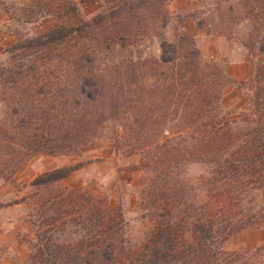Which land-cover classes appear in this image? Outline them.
<instances>
[{
    "label": "trees",
    "instance_id": "1",
    "mask_svg": "<svg viewBox=\"0 0 264 264\" xmlns=\"http://www.w3.org/2000/svg\"><path fill=\"white\" fill-rule=\"evenodd\" d=\"M102 1L105 9L88 20L72 0L54 6L33 0L24 10L26 23L48 15L58 22L34 35L14 31L17 39L5 49L0 179L10 180L36 154H78L106 121L117 119L128 152L142 154L141 205L155 224L138 261L246 264L241 252L222 245L231 235L264 227V208L245 198L264 186V0H241L251 25L243 43L251 97L246 124L238 129L221 105L223 88L233 80L223 67L202 60L189 34L178 42L163 39L159 60L143 67L133 60L104 64L114 45L133 43L144 20L162 16L165 25L169 0ZM190 161L209 167L201 203L175 172ZM75 168L44 171L30 182L29 264H119L128 243L121 206L82 188L51 187Z\"/></svg>",
    "mask_w": 264,
    "mask_h": 264
},
{
    "label": "rangeland",
    "instance_id": "2",
    "mask_svg": "<svg viewBox=\"0 0 264 264\" xmlns=\"http://www.w3.org/2000/svg\"><path fill=\"white\" fill-rule=\"evenodd\" d=\"M48 1L53 6L54 1L57 2ZM72 1L76 3L83 20L90 19L106 7L102 0ZM32 2L0 0V64L9 61L5 49L16 41L14 31L34 35L58 22L54 15H48L26 23L24 10ZM163 9L167 13L165 25L162 16L144 20L136 31L133 43L114 45L105 54L104 64L126 65L133 60L136 68L138 65L143 67L144 63L159 60L160 42L163 39L178 42L179 35L189 34L202 60L223 67L226 76L233 80L223 88L221 105L236 129L245 126L244 119L251 97L245 83L249 77V65L246 61L247 50L243 46L251 27L247 5L241 0H169ZM5 34L13 36V40L4 46ZM195 35H201L205 40L199 43ZM3 110L0 101V117ZM163 135L169 134L164 132ZM123 136L121 121L110 119L103 124L100 135L82 146L78 154H36L10 180L0 179V202L4 204L0 208V264H29L33 232L26 222V215L35 201L31 197L34 188L30 182L44 171L68 165H76V168L51 187L82 188L109 205H120L126 220L128 243L117 260L119 264H145L138 259L143 256V244L155 232V224L141 205L142 154L139 151L130 154V146H127ZM175 172L178 179L193 187L195 201L201 203L206 200L204 182L208 178L209 167L205 163H183ZM45 190L42 189L47 193ZM245 198L251 201L255 209L264 208V186L250 189ZM66 236L64 234V238ZM222 246L227 252H241V260H245L246 264H264V227L231 235Z\"/></svg>",
    "mask_w": 264,
    "mask_h": 264
},
{
    "label": "crops",
    "instance_id": "3",
    "mask_svg": "<svg viewBox=\"0 0 264 264\" xmlns=\"http://www.w3.org/2000/svg\"><path fill=\"white\" fill-rule=\"evenodd\" d=\"M195 37L197 38L199 43H200L201 40L202 41L205 40V38L203 39V37L201 35H199V36L195 35ZM12 40H13V36L6 35L5 43L3 45L5 46V45L9 44ZM214 42H216V41H214ZM219 42H224V41H219Z\"/></svg>",
    "mask_w": 264,
    "mask_h": 264
}]
</instances>
